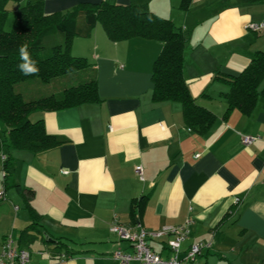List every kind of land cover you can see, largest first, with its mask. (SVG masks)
I'll return each mask as SVG.
<instances>
[{
	"label": "crops",
	"instance_id": "1",
	"mask_svg": "<svg viewBox=\"0 0 264 264\" xmlns=\"http://www.w3.org/2000/svg\"><path fill=\"white\" fill-rule=\"evenodd\" d=\"M29 1L37 0H11L7 8L15 12ZM42 1L46 13L105 1L142 4L170 19L189 34L183 75L214 121L198 132L187 125L179 101L153 99L152 68L161 41H112L96 23L71 45L72 54L89 65L57 77L55 92L95 77L99 99L30 113L46 133L63 140L56 147L0 148V251L3 236L11 234L29 251L28 264H120L114 251L132 254L133 247L110 224L134 225L132 206L143 198L139 224L148 231L192 220L179 257L193 242H210L195 264L264 263V94L249 113L227 111L229 84L223 79L239 74L264 50V32L249 29L264 21V0ZM242 136L257 138L245 145ZM6 155L13 171L5 187ZM166 239L149 244L169 257Z\"/></svg>",
	"mask_w": 264,
	"mask_h": 264
},
{
	"label": "trees",
	"instance_id": "2",
	"mask_svg": "<svg viewBox=\"0 0 264 264\" xmlns=\"http://www.w3.org/2000/svg\"><path fill=\"white\" fill-rule=\"evenodd\" d=\"M9 1L0 0V122L6 130H3V135L0 134V148L15 147L37 152L56 147L63 140L46 133L43 121L31 120L30 113L99 99L95 77L64 87L59 96L50 93L25 99L23 93L14 88L19 82L39 79L48 83L57 77L86 68L89 65L86 58L72 54V40L75 36H88L96 23L102 25L112 41L133 37L161 41L162 48L152 68L153 99L179 101L187 125L198 132H204L212 125L214 115L196 103L183 75V50L189 34L177 28L170 19L158 16L142 4L121 5L105 1L78 4L66 12L46 13L43 1L37 0L18 7L11 29L5 30ZM59 30L64 35L63 41L46 45L45 37ZM21 45H27L31 58L36 61L38 73L24 75L18 68L22 62L19 55ZM227 77H223L229 84L226 93L227 111L235 107L249 113L258 95L264 94V89H259L264 80V50L255 52L239 74ZM12 161L9 155L5 156V187L12 180ZM26 191L31 194L29 190ZM2 198L3 195L0 196ZM135 201L136 204L132 206L134 225L140 223L143 198Z\"/></svg>",
	"mask_w": 264,
	"mask_h": 264
},
{
	"label": "built area",
	"instance_id": "3",
	"mask_svg": "<svg viewBox=\"0 0 264 264\" xmlns=\"http://www.w3.org/2000/svg\"><path fill=\"white\" fill-rule=\"evenodd\" d=\"M249 29L256 33L264 32V21L259 23H250ZM257 137L242 136L241 142L245 145L252 143ZM137 172L141 176V167H137ZM3 192H0L2 196ZM238 200H236L237 202ZM192 222L188 218L184 223L178 226H167L157 231H148L141 224L124 225L116 221L110 224V231L115 233L119 240L129 242L133 247V253H125L120 249L114 251L112 257L120 264H128L132 259L140 264H195L198 255L204 249L210 246V242H193L187 250L179 257L183 242L188 238L189 225ZM166 237L164 241L166 248L171 252L169 257L162 256L156 252L149 244L150 240ZM61 259L65 254H61ZM30 253L28 250L18 246L11 234H6L2 238L0 251V264H28Z\"/></svg>",
	"mask_w": 264,
	"mask_h": 264
},
{
	"label": "rangeland",
	"instance_id": "4",
	"mask_svg": "<svg viewBox=\"0 0 264 264\" xmlns=\"http://www.w3.org/2000/svg\"><path fill=\"white\" fill-rule=\"evenodd\" d=\"M14 18H15V12L10 11L8 13L6 21L4 23V29L5 30L11 29ZM57 33H59L61 35H57ZM57 33L54 34V32H52V33H49L47 35V37H45L44 41H45L46 45H50L54 41L57 42L58 41L57 39H60L61 42L63 41V39H64L63 33L60 30L57 31ZM51 38H53L55 40H51ZM58 82L59 81L57 79L56 80L52 79L48 83L49 85H45L44 82H42L39 79H32L29 81L19 82L15 85L14 88L16 91L22 92L25 99H29V96H31V93H34V92H36L34 95L35 98L45 96V95H48L50 93L55 94V96L56 95L59 96L60 93L55 92V91H58V86L60 85ZM53 92H55V93H53Z\"/></svg>",
	"mask_w": 264,
	"mask_h": 264
},
{
	"label": "clouds",
	"instance_id": "5",
	"mask_svg": "<svg viewBox=\"0 0 264 264\" xmlns=\"http://www.w3.org/2000/svg\"><path fill=\"white\" fill-rule=\"evenodd\" d=\"M19 55L22 62L18 65V68L24 75L38 73L39 69L36 66V61L31 58L27 45H21L19 48Z\"/></svg>",
	"mask_w": 264,
	"mask_h": 264
}]
</instances>
